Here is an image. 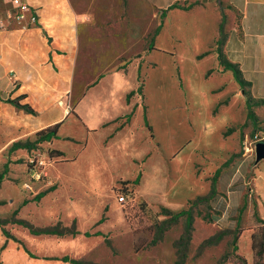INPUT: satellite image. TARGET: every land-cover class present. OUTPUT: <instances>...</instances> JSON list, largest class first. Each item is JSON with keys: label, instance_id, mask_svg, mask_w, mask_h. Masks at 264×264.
I'll list each match as a JSON object with an SVG mask.
<instances>
[{"label": "crops", "instance_id": "0c3cea01", "mask_svg": "<svg viewBox=\"0 0 264 264\" xmlns=\"http://www.w3.org/2000/svg\"><path fill=\"white\" fill-rule=\"evenodd\" d=\"M24 1L29 10L19 19L13 1L0 0V173L5 166L7 169L0 182L2 219L11 217L16 210L14 218L32 222L35 218L31 215L42 216L44 205L53 200L52 194L58 188L55 176L58 167H54L48 170V178L31 182V191L23 189L22 183L29 176L27 157L37 148L11 149L12 145L34 141L38 132L57 125V138L37 147L58 151L61 153L58 162L62 157L64 162L69 158L56 144L57 139L68 138L75 145L82 144L79 155L102 127L113 124V134H119L127 123L124 106L128 102L124 96L136 86L135 81L128 86L126 74L130 72L134 79L141 54L154 53L156 49L168 51L165 38L161 37L166 31L168 40L174 44L178 40L181 45L197 46L193 55L203 52L199 48L205 46V53L211 54L213 60L218 54L223 61L236 64L248 82L247 90L253 101H264V0ZM32 16L36 18L34 21L30 19ZM81 77L92 80L81 83ZM103 87L107 89V104L112 106V113L104 120H99L96 114L94 122H86L79 109L91 105V99L96 100ZM236 93L246 113L247 97L241 88ZM21 106H28L32 112ZM253 110L258 118L257 127L264 128V102L254 104ZM70 127L72 132L68 131ZM255 137L250 141L249 134L240 135L235 148L232 145L224 151L228 159L235 151L240 156L227 167L217 168L214 194L205 202L210 215L193 217L189 247L195 251L200 247L197 264H240L224 259L222 244H229L234 232L237 238L234 255L246 259L245 264H253L251 235L260 227L259 221L264 222V160H256L252 146L264 135ZM53 183L55 186L50 187ZM211 188L212 183L205 186L206 193L197 198L208 195ZM195 199L187 200L181 210ZM55 221L60 222V217L51 218L49 224H41L39 228L53 226ZM13 225L8 223L5 228L22 243L6 237L0 227V264L65 263L62 257H31L28 244L16 233L20 229ZM198 227L207 234L196 241L194 232ZM222 231L227 233L219 240L204 243ZM20 232L25 234V228ZM39 236H45L46 241L54 240L50 237L57 239L52 234ZM243 236L249 245L247 255L240 251ZM175 251L171 247L173 258ZM191 259L188 255L184 264Z\"/></svg>", "mask_w": 264, "mask_h": 264}, {"label": "rangeland", "instance_id": "374dc122", "mask_svg": "<svg viewBox=\"0 0 264 264\" xmlns=\"http://www.w3.org/2000/svg\"><path fill=\"white\" fill-rule=\"evenodd\" d=\"M167 32L161 37L168 51L156 49L141 54L134 79L130 72L126 74L128 86L134 81L136 86L124 96L128 102L124 106L127 123L119 134H113V124L102 127L79 155L82 144L57 139L56 144L69 158L64 162L63 157L58 162V153L47 146L36 147L52 159L49 172L58 167V188L52 194L53 200L44 205V214L33 212L35 217H31L36 222L32 219L28 223L39 228L59 216L60 222L55 221L53 226L78 229V233L55 234L60 240L50 237L54 240L46 241L45 236L33 235L26 228L24 234L20 232L22 226L13 225L20 229L16 233L34 257L67 256L76 264H176L180 258L176 251L173 258L171 247L175 248L184 233L185 216L167 226L161 240L151 244L158 227L168 218L162 208L179 211L187 200L205 194V186L216 179L217 168L227 167L240 156L235 151L228 159L224 152L232 145L235 148L240 135L249 134L250 141L264 135L263 127H255L254 131L252 122L245 118L236 93L241 86L232 70L220 63L222 58L217 54L213 60L205 53V46L199 48L203 52L193 55L197 46L181 45L178 40L174 44ZM91 80L79 79L81 83ZM106 90L103 87L99 97L91 99V105L79 109L86 122H94L96 114L104 120L112 113ZM68 131L72 132L71 127ZM192 213L207 218L211 211L207 203L199 202ZM25 218H29L26 213ZM95 230H101V235H95ZM206 232L198 227L194 239H202ZM222 248L225 260L245 264L246 259L241 262L234 257L233 238ZM240 251L245 255L249 252L245 236ZM185 253L184 262L188 255L192 257L188 264L199 262L200 247L195 251L188 245Z\"/></svg>", "mask_w": 264, "mask_h": 264}, {"label": "trees", "instance_id": "16d2710c", "mask_svg": "<svg viewBox=\"0 0 264 264\" xmlns=\"http://www.w3.org/2000/svg\"><path fill=\"white\" fill-rule=\"evenodd\" d=\"M220 43V39L217 41V44L219 46ZM217 52L220 54V48L217 47ZM220 57V55H219ZM220 63L224 66L225 69H230L232 70L235 78L237 79V81L239 82L241 88L243 89L245 95H246V118L247 120H250L255 127H257V121L258 118L253 110V105L257 104L259 102H264V101H259V102H254L253 99L250 97V94L247 90V86H248V82H246L242 76H241V72L238 68V66L236 64H232L230 62L227 61H223L220 59ZM19 106V105H18ZM24 110L28 111V112H32V110L28 107V106H21ZM57 125L46 128L40 132L37 133L36 135V139L34 141H18L15 142L11 149H18V148H24V149H28L31 150L33 148H36L37 145L39 143L42 142H49L54 138H57ZM57 152L59 155L61 153ZM7 169L6 166L4 167V170L2 173H0V182L3 178V175L6 173ZM219 173V169H217L214 173V178L218 176ZM214 182L215 179L212 183V188L211 191L208 195L203 196V197H198L197 199H195L193 202L190 203L189 207L187 209H183L180 210L178 212H173L170 211L166 208H162V211L164 212V215H166L168 218L163 220L162 223L160 224V226L158 227V233H156L155 237L151 240V244H155L157 241L161 240L162 237V233L163 230L169 226L172 223H176L178 221L179 218L185 216V230L184 233L181 234V236L179 237V240L175 242V248H176V252L177 255H179V260L176 262V264H183L184 263V258L186 256L185 251L188 248L189 242H190V238H191V233L193 230V213H192V208L195 204L199 203V202H207L214 194ZM16 210L12 213L11 217L9 218H0V227L2 228L3 233L5 234L6 237L11 238L19 243H22L19 239H17L14 235H12L6 228L5 226L8 223H12V224H18L26 229H28V231L33 234V235H41V234H52V235H64L66 233H71V234H77L78 232L75 229H68L66 227H63V229H59L60 224H57L55 226H49V227H44V228H38V227H34L31 223H28L25 220L22 219H16L14 218V216L16 215ZM260 223V227L252 233L251 235V249L253 251V264H264V222L263 221H259ZM227 231H222L220 233H218L214 238L205 241L204 243H210L213 241H217L219 240L224 234H226ZM86 236H89L90 234L85 232L84 233ZM95 235H101L100 232H96ZM233 250H236V235L235 233L233 234ZM180 247H182V250L180 249ZM27 251V250H26ZM28 252V251H27ZM29 253V252H28ZM29 255L31 257H34L32 254L29 253ZM236 257L238 260H240L241 262L244 261V259L242 257L239 256H234ZM61 260L65 261V262H71L72 264H76L77 262L73 259L68 258L67 256H63L61 258Z\"/></svg>", "mask_w": 264, "mask_h": 264}, {"label": "built area", "instance_id": "2783aa9c", "mask_svg": "<svg viewBox=\"0 0 264 264\" xmlns=\"http://www.w3.org/2000/svg\"><path fill=\"white\" fill-rule=\"evenodd\" d=\"M13 4L18 10L17 18L21 19L24 17V13L29 10V6L24 0H12ZM31 21L36 18L32 16ZM52 159L48 155L42 154L38 149H35L29 157H27V165L29 167L28 180L22 183V187L25 190L31 191V182L41 181L43 178L47 177L48 167L51 166Z\"/></svg>", "mask_w": 264, "mask_h": 264}, {"label": "water", "instance_id": "95a60500", "mask_svg": "<svg viewBox=\"0 0 264 264\" xmlns=\"http://www.w3.org/2000/svg\"><path fill=\"white\" fill-rule=\"evenodd\" d=\"M254 152L256 160H264V140H259L255 143Z\"/></svg>", "mask_w": 264, "mask_h": 264}]
</instances>
